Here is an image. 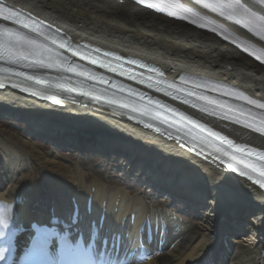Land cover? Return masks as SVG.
<instances>
[{
    "label": "bare ground",
    "instance_id": "6f19581e",
    "mask_svg": "<svg viewBox=\"0 0 264 264\" xmlns=\"http://www.w3.org/2000/svg\"><path fill=\"white\" fill-rule=\"evenodd\" d=\"M9 3L62 27L76 44L148 61L172 77L186 74L222 82L264 100V67L215 36L131 1L0 0L5 8ZM12 84L0 76V202L16 216L33 221L45 207L65 215L72 199L83 215L91 198V218H99L105 208L107 221L118 219L131 233H139L144 219L166 221L170 229L162 241L168 245L136 264H264V193L256 185L228 173L215 160L208 163L185 151L176 134L148 130L146 122L138 123L128 110L120 113L93 98L87 106L78 101L73 105V100L58 106L38 94L20 93ZM86 130L106 137L88 136ZM226 131L264 149V141L256 136L237 128ZM38 141L62 153L72 151L79 161L46 154L34 145ZM92 150L117 162L122 171L136 173L141 188L151 186V197L133 196L128 188H112L98 174L89 176L83 164ZM161 193L171 197L170 205L154 203V198L162 200ZM116 203L119 211L114 215ZM177 208L195 215L197 222L184 220Z\"/></svg>",
    "mask_w": 264,
    "mask_h": 264
},
{
    "label": "snow or ice",
    "instance_id": "6c2138e0",
    "mask_svg": "<svg viewBox=\"0 0 264 264\" xmlns=\"http://www.w3.org/2000/svg\"><path fill=\"white\" fill-rule=\"evenodd\" d=\"M260 2L264 3V0H260ZM137 5H142L147 9H152L157 12H164L165 9H168L167 15L172 16L175 15L177 19L187 20L189 23L196 24L199 27H205L206 24L211 23L208 21L207 17L200 16L198 13L193 12L192 9L184 8L180 12H173L172 6L167 2L163 3H153L150 0H135ZM196 3L200 4L203 8L208 9L212 12L218 13L220 16L225 17L228 20L233 21L236 24L244 25L248 28L249 31L253 32L257 35L261 40H264V19L257 17L254 13L250 12L240 0H231L230 3H223L222 0H196ZM21 13L16 12L14 9L5 8L0 5V19L4 21H10L12 24L20 25L23 29H27L28 31L35 33L36 36H42L43 40H51L52 44H57V40L54 36L49 35V27H46L42 21H36L31 16H26L21 19ZM219 25H216L215 28H218ZM215 28L211 30H215ZM0 29H2V33L4 35H0V41L6 39V43L0 45V62H6L9 64L15 63L22 67L32 68V69H54L58 72H74L77 76L85 75L84 72H76V69L68 66L66 67V61L61 59L59 56L55 55L46 45L41 43L39 40L33 39L32 37L26 36L22 32H18L14 29L4 28L0 25ZM60 47H65L64 44H60ZM251 47V46H248ZM95 52H100V49H95ZM77 53L74 51L73 55ZM255 54V51L254 53ZM104 57H111L113 61H124L130 65H138L140 67H148L147 65L141 64L140 61L135 59H127L120 55H116L112 52H103ZM83 59L84 56L82 55ZM258 59L262 63H264V54H260L257 56ZM90 63H97L96 60H90ZM104 61L99 62L100 66H104ZM117 68L120 65L116 66ZM109 71H113V67L111 63H109ZM9 71H14L9 69ZM149 71H155L159 73V69L150 68ZM20 76H25L29 80H37L40 81L39 78L29 75L25 72L16 73ZM162 75V73H161ZM131 78V77H129ZM181 81L184 83H188L185 77H180ZM100 83H103V78L100 79ZM195 88H205L208 91H218L224 86H213L208 82L197 83L195 81L192 82ZM14 87L16 85H13ZM2 87V85H0ZM151 87V85H149ZM157 91H160V87H157ZM177 91H181L177 89ZM38 94V93H34ZM83 94V93H81ZM183 94L188 96L193 95L191 90L184 89ZM221 95L227 94L225 92H221ZM165 95H172L173 99H179L180 97L173 95L172 92H165ZM239 95V94H236ZM151 100V98H149ZM243 99L250 105L255 106L256 108L264 109V104L258 103L255 100H249L247 97H243ZM55 103H60L59 100L54 101ZM157 105H159V101H155ZM183 103L188 104L189 99H184ZM192 107H197L196 104H192ZM167 109V106H165ZM173 115H177L174 109H171ZM201 111H207V109L201 108ZM210 115L218 116L221 120H230L233 123H243V126L246 128H251L253 131L259 132L261 135H264V119H261L259 125H257L255 118L252 117L251 112L247 113V116L244 114V110L236 107L235 109L229 108L227 112L221 109L219 112H210ZM181 120H186L189 124L193 125V127H198L201 132H207L208 136L219 139L221 144H226L229 148H232L234 152L242 154L240 159L242 160L244 156L248 157H256L259 160L264 161V153H258L254 149L248 148L244 145H234L233 142L223 136H220L219 133L213 132L211 129L205 128L204 125L198 124L195 120L190 117L184 116L183 113L179 114ZM183 147V145H181ZM192 151V149H188ZM199 155V153H197ZM235 159V157H233ZM241 175H244L241 172ZM0 224L6 225L7 223L0 221ZM26 255H30L31 259L29 260V264H49V255L46 249H41L39 251L35 250L34 245H30L28 249V253ZM4 256L3 253L0 252V261H3Z\"/></svg>",
    "mask_w": 264,
    "mask_h": 264
},
{
    "label": "rangeland",
    "instance_id": "374dc122",
    "mask_svg": "<svg viewBox=\"0 0 264 264\" xmlns=\"http://www.w3.org/2000/svg\"><path fill=\"white\" fill-rule=\"evenodd\" d=\"M21 128V127H20ZM23 129L22 130H24V127H22ZM12 130L14 131H17L15 128H12ZM83 131V130H82ZM95 131V130H94ZM20 134H23V131H20ZM100 135L102 136H104V134H101L100 133ZM45 142V144L44 143H41V142H36L38 145H36L35 143H34V145L36 146V147H40L41 148V150L44 152V153H56L57 152V154H60L59 156L60 157H62V158H64V160H68V161H70V162H77V161H79V160H77L73 155H76V154H73V155H69L67 152H65V153H62V152H60V151H56L55 149H53L52 148V146L50 147L47 143H46V141H44ZM52 148V149H51ZM107 161L106 160H100V162H98L97 161V159L95 158V157H93V156H88V158H85V161H84V164L83 165H85V168L87 169V171L89 172V176H92V175H94V174H99V176H101V178L103 179V180H108V177H107V175H114V173L116 172V170L115 169H113L112 167H109V166H107ZM113 170V171H112ZM110 171H112V173L110 172ZM117 173V172H116ZM118 174V173H117ZM116 174V175H117ZM103 176V177H102ZM90 181H92V178H90L89 179ZM110 182V185L112 186V187H116V185H118L119 186V179H117V178H114V179H112L111 178V180L109 181ZM134 192H137V191H134ZM138 193V192H137ZM136 193V194H137Z\"/></svg>",
    "mask_w": 264,
    "mask_h": 264
},
{
    "label": "water",
    "instance_id": "95a60500",
    "mask_svg": "<svg viewBox=\"0 0 264 264\" xmlns=\"http://www.w3.org/2000/svg\"><path fill=\"white\" fill-rule=\"evenodd\" d=\"M69 99H72L73 101H78L80 104L87 106L90 103V100L85 99L84 97H78V96H70ZM91 104V103H90Z\"/></svg>",
    "mask_w": 264,
    "mask_h": 264
}]
</instances>
